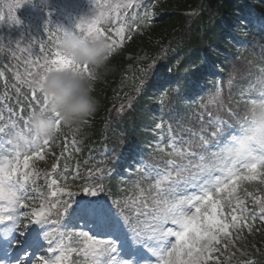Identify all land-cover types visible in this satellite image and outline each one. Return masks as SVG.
Returning a JSON list of instances; mask_svg holds the SVG:
<instances>
[{
  "label": "snow or ice",
  "instance_id": "6c2138e0",
  "mask_svg": "<svg viewBox=\"0 0 264 264\" xmlns=\"http://www.w3.org/2000/svg\"><path fill=\"white\" fill-rule=\"evenodd\" d=\"M26 2L30 0H13L7 19L0 15V22L21 24L17 9ZM134 5L139 7L135 0L115 4L108 0L101 4L97 0L96 8L101 11L91 21L81 19L76 28L85 38H104L113 55L125 41L127 21L121 10L127 17V9ZM113 12L121 23L110 34L102 24ZM152 16L148 9L141 15L132 13L128 31L150 25ZM235 27L248 29L246 34L264 41V9H260L259 16L242 9ZM227 31L234 35L231 24ZM75 32L61 27L50 32L49 43L53 48L45 53L46 45L41 42V56L28 62L23 76L19 71L15 75L18 86L13 87L17 96L21 95V87L30 91V97L25 98L30 113L26 119L17 114L25 123V129L20 132L23 147L5 139L9 135L6 130L17 127L14 121L0 127V264H73V254L82 257L76 264H228L236 255L231 249L244 239L245 231L251 234L264 228V195L244 187L252 181L264 185V126L258 127L256 119L258 111L264 114V68L259 69L256 79L258 97L243 102L242 114L226 109L235 124L219 114L209 113L211 131L202 126L196 132L181 124L182 131L192 137L184 138L172 134L173 124L169 121L175 118L174 113L169 112L168 120L161 115L155 127L167 130L168 144L157 143L148 159L138 154L136 179L132 184L135 196L113 197L91 170L77 185L79 173L69 182L64 174L67 165L58 172V161L51 165L50 171H41L35 164L45 160L46 148L54 142V137L33 136L30 126V114L48 107V94L44 91L48 73L67 70L97 79L88 65L77 64L60 51L61 37ZM16 48H20L19 43ZM259 48V58L264 62V43H259ZM26 51L31 55L30 49ZM10 54L15 56L14 51ZM166 57V52L161 53L141 68L142 78L134 88L137 95L142 93L153 72L158 77V90L170 83L180 84L181 77L171 69H157L158 60ZM176 63L179 65V61ZM193 65L183 74L182 87L199 88L208 76L220 71L214 61L203 64L194 61ZM245 70L246 66L233 65L228 84L231 86L233 79ZM172 92L171 97L163 92V99L171 104L182 103L181 88H173ZM219 97L217 88L210 102L217 103ZM133 99L129 98V109ZM20 107L22 110L23 105ZM123 108L122 105L121 111ZM54 115L57 133L69 127L62 124L58 113ZM241 136L248 138L252 148L244 155H234L228 146ZM194 160L198 163H193ZM102 171L96 169L97 173ZM41 176L46 190L37 183ZM248 198L251 208L246 203ZM41 250L45 255L37 256ZM243 264H257V261L249 259Z\"/></svg>",
  "mask_w": 264,
  "mask_h": 264
},
{
  "label": "trees",
  "instance_id": "16d2710c",
  "mask_svg": "<svg viewBox=\"0 0 264 264\" xmlns=\"http://www.w3.org/2000/svg\"><path fill=\"white\" fill-rule=\"evenodd\" d=\"M189 9H192V12H189ZM242 9L244 12L251 10L253 16H259L260 9H264V3H261V0H170L167 7L162 4L156 8L155 20L160 23L148 30L156 37L162 35L163 29L170 30V34L163 38L165 47L163 46L162 50L158 47L153 48L147 59L140 62L128 58V53L141 55V48L152 46L153 36L142 34L134 37L131 43H125L112 55L109 61L112 70L95 80L93 94L99 104L91 116L89 128L92 129L93 137L103 130L112 131H110L111 134L113 133L111 145L117 146L116 166L119 172H122L127 165L136 167L138 147V151L149 158L157 143L166 146L168 133L166 137L165 129L155 127L160 122L161 115L168 120L169 112L174 113L175 118L169 122L173 124L175 135H182L184 131L181 129V124L183 128L196 132L202 126L209 129L207 115L201 116L200 112L207 105L211 109L214 108L223 96L226 95V100L230 99L236 109L235 112L240 114L243 112L245 100L258 97L259 85L256 79L260 75L259 69L264 68V62L259 58L261 55L259 43L264 41L246 34L248 29L235 27L236 17ZM163 19L168 22L164 28L163 26L161 28L159 25ZM0 24L3 27L0 32L1 53L6 57L4 61L8 65L5 73L12 79L9 69H17L23 74L27 71L24 66L28 64L29 57L25 53L27 49L25 47L35 51L38 57L41 56V52L33 43L29 31L22 32L15 24L10 25L6 22ZM230 24L233 26L234 35L228 34ZM172 30H175V33ZM17 43L20 44L19 49L16 48ZM10 51H14L15 56L11 55ZM164 52L167 53V57L158 60L156 67L161 71L171 69L172 73L181 77L180 84L170 83L158 90L156 87L158 77L153 72L142 93L137 95L134 88L142 78L141 68ZM1 61L3 58L0 55ZM194 61L197 64L214 61L221 67V72L208 76L206 81L201 82L199 88L182 87L185 83L182 79L183 74L194 66ZM139 64L140 67L137 66ZM233 65L246 66V70L242 75L235 77L230 86L228 80ZM126 78L129 82L124 83ZM2 83L4 82L0 75V90L3 87ZM120 85H123V89L119 88ZM177 87L181 88L183 94L182 103L171 104L167 99H163V92H168L171 97L174 95L172 89ZM217 88L220 89V97L218 102L213 104L210 101ZM131 97L134 99L129 109L127 105ZM122 105L123 111H121ZM222 109L223 107H220L216 112ZM223 112L229 114L226 110ZM178 121L181 123L178 124ZM229 122L236 123L231 116ZM184 133L192 138L189 133ZM134 173L131 179L127 180L123 179L122 175L114 177L108 180L105 187L111 190V194L115 197H124L129 194L136 179ZM261 240L264 241V237ZM260 247L263 250L262 262L257 264H264V245ZM81 259L82 257L76 254L74 264Z\"/></svg>",
  "mask_w": 264,
  "mask_h": 264
},
{
  "label": "clouds",
  "instance_id": "9594fccd",
  "mask_svg": "<svg viewBox=\"0 0 264 264\" xmlns=\"http://www.w3.org/2000/svg\"><path fill=\"white\" fill-rule=\"evenodd\" d=\"M60 51L75 63L88 65L96 77L112 70L109 61L112 50L102 37L85 38L78 31L62 36ZM95 80L78 72L61 70L48 73L44 91L48 94V107L43 111L30 114V126L33 136L40 138L55 137L57 117L64 126L78 127L84 124L97 110L99 101L95 97ZM258 127L264 126V114L257 112ZM252 145L246 136H241L228 146L234 155H244Z\"/></svg>",
  "mask_w": 264,
  "mask_h": 264
},
{
  "label": "rangeland",
  "instance_id": "374dc122",
  "mask_svg": "<svg viewBox=\"0 0 264 264\" xmlns=\"http://www.w3.org/2000/svg\"><path fill=\"white\" fill-rule=\"evenodd\" d=\"M145 1L146 0H135V3L138 4L139 7L134 5L132 8L127 9V17L124 16V11L121 10V16L125 21H127V23L124 25L125 39L128 33H130L128 31V24L131 23L129 17L132 15V13L141 15L145 11ZM30 2L33 6L27 5L28 3L30 4ZM30 2L24 3L20 8L17 9V16L22 21V23L24 20H28L30 21V25L34 23V25L39 26L38 28L41 30V35L47 38L46 41H43V43L46 45L45 48L47 51L53 47V45L49 43L50 32L57 31V27H61L70 31H78L76 25L81 19H84L86 22L91 21L101 11V9L96 8L97 0H30ZM98 2L103 4L104 0H98ZM9 5L8 2L3 3L2 9L0 10V15L8 16ZM43 5H46L49 8H44ZM30 11L34 13V18L30 17ZM114 17L115 13L113 12L111 15L105 17V20L102 24V27H104L105 30H107L110 34H112V29L119 27L121 23ZM46 27L48 28V31L45 30ZM113 38H115L114 35ZM25 48L29 49L28 47ZM31 52L35 53L33 50H31ZM130 57H132V55H130ZM246 203L249 204V198ZM36 255H45V252L41 250L40 252H37Z\"/></svg>",
  "mask_w": 264,
  "mask_h": 264
}]
</instances>
